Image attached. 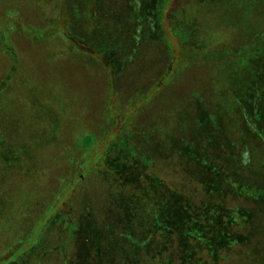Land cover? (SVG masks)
I'll list each match as a JSON object with an SVG mask.
<instances>
[{"label": "rangeland", "instance_id": "rangeland-1", "mask_svg": "<svg viewBox=\"0 0 264 264\" xmlns=\"http://www.w3.org/2000/svg\"><path fill=\"white\" fill-rule=\"evenodd\" d=\"M254 57L264 0H0V264H103L108 227L134 230L145 264L154 179L197 205L251 208L220 262L264 264V206L207 170L264 188L241 102Z\"/></svg>", "mask_w": 264, "mask_h": 264}, {"label": "trees", "instance_id": "trees-1", "mask_svg": "<svg viewBox=\"0 0 264 264\" xmlns=\"http://www.w3.org/2000/svg\"><path fill=\"white\" fill-rule=\"evenodd\" d=\"M261 60L264 61V59ZM261 60L252 58L253 62ZM263 61L259 68L253 66L254 71H250L249 78L252 81L257 78V82L252 89L250 86L252 91L246 96L249 100L245 102L247 106L243 103L244 100L241 102L242 106L247 108L244 114H248L245 118L250 122L252 131L257 136L260 135L264 141V102L261 100V98L264 100ZM207 170L212 174L216 187H218L216 182L219 180L227 190L231 189L233 193H238L239 196L245 197L258 207L264 206L262 185L261 187L252 182L246 184L247 180L243 182V178L238 180L231 174L220 172L218 169L208 168ZM154 180L151 181V187L157 189L159 191L157 193L162 192L165 195L158 194V196L153 195L147 198L149 210L144 221L149 227L147 236L143 234L145 237L143 242L147 243L145 248L147 252L150 250L151 254L146 258L148 262L145 264H221L220 261L225 257L226 251L244 242L245 237L232 230L240 225V222L247 223L252 219L254 211L251 208L229 207L221 202L197 205L180 193L167 191L163 184ZM203 183L206 184L205 179ZM256 212H259V209ZM123 218L127 223L135 219L128 215ZM135 234L134 230L129 232L121 228L119 230L117 227L99 230V261L107 264L105 258L113 264L114 258L120 257L119 264H140L141 262L136 261L133 252L130 251L131 246H137ZM197 248L206 250L210 258L205 262L195 259ZM105 251L113 253L114 258L102 257Z\"/></svg>", "mask_w": 264, "mask_h": 264}]
</instances>
